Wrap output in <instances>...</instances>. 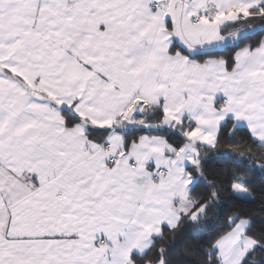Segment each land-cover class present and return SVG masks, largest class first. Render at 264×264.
<instances>
[{"label":"snow or ice","instance_id":"6c2138e0","mask_svg":"<svg viewBox=\"0 0 264 264\" xmlns=\"http://www.w3.org/2000/svg\"><path fill=\"white\" fill-rule=\"evenodd\" d=\"M189 240L264 254V0H0V264Z\"/></svg>","mask_w":264,"mask_h":264},{"label":"trees","instance_id":"16d2710c","mask_svg":"<svg viewBox=\"0 0 264 264\" xmlns=\"http://www.w3.org/2000/svg\"><path fill=\"white\" fill-rule=\"evenodd\" d=\"M227 146H224V148H222L221 150H225ZM237 151H239V149H237ZM243 171V170H242ZM199 194H206V190L200 187H197L195 189V192L192 195V199H195V197ZM250 211V210H249ZM168 241H167V245L169 247L172 246V244L174 243V241L171 240V233L169 232L168 234ZM159 243H165L164 241H160ZM185 247L188 248V250L190 252L193 253V255L191 257H187L185 256V253L183 250H181L180 252V256L183 259H186L188 261L191 262V264H203V254L201 252H199V247H200V242L197 240H189L186 242ZM155 256V250H153L152 253L149 254L148 257L146 258H138L137 260V264H145V259H152ZM255 259L258 261V264H264V254H257Z\"/></svg>","mask_w":264,"mask_h":264},{"label":"rangeland","instance_id":"374dc122","mask_svg":"<svg viewBox=\"0 0 264 264\" xmlns=\"http://www.w3.org/2000/svg\"><path fill=\"white\" fill-rule=\"evenodd\" d=\"M228 30H232V27H230Z\"/></svg>","mask_w":264,"mask_h":264},{"label":"crops","instance_id":"0c3cea01","mask_svg":"<svg viewBox=\"0 0 264 264\" xmlns=\"http://www.w3.org/2000/svg\"><path fill=\"white\" fill-rule=\"evenodd\" d=\"M231 26H229V28H230Z\"/></svg>","mask_w":264,"mask_h":264}]
</instances>
